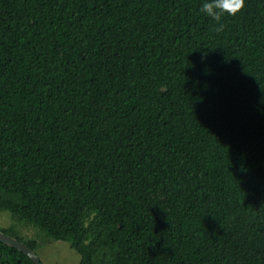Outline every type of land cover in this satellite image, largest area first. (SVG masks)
Here are the masks:
<instances>
[{"label": "trees", "instance_id": "obj_1", "mask_svg": "<svg viewBox=\"0 0 264 264\" xmlns=\"http://www.w3.org/2000/svg\"><path fill=\"white\" fill-rule=\"evenodd\" d=\"M203 2L0 0V212L78 264H264V0Z\"/></svg>", "mask_w": 264, "mask_h": 264}, {"label": "rangeland", "instance_id": "obj_2", "mask_svg": "<svg viewBox=\"0 0 264 264\" xmlns=\"http://www.w3.org/2000/svg\"><path fill=\"white\" fill-rule=\"evenodd\" d=\"M12 224L15 225V232L24 240H33L37 243L35 253L42 264H78L80 255L70 247L69 243L45 239L37 228L24 223L15 224L9 212H0V228H9Z\"/></svg>", "mask_w": 264, "mask_h": 264}, {"label": "clouds", "instance_id": "obj_3", "mask_svg": "<svg viewBox=\"0 0 264 264\" xmlns=\"http://www.w3.org/2000/svg\"><path fill=\"white\" fill-rule=\"evenodd\" d=\"M245 6V0H204L199 8V12L213 20L218 26L216 32L224 29L222 20L225 16L235 17L241 13Z\"/></svg>", "mask_w": 264, "mask_h": 264}, {"label": "water", "instance_id": "obj_4", "mask_svg": "<svg viewBox=\"0 0 264 264\" xmlns=\"http://www.w3.org/2000/svg\"><path fill=\"white\" fill-rule=\"evenodd\" d=\"M0 242L25 253L34 264H42L36 253L25 243L0 231Z\"/></svg>", "mask_w": 264, "mask_h": 264}]
</instances>
